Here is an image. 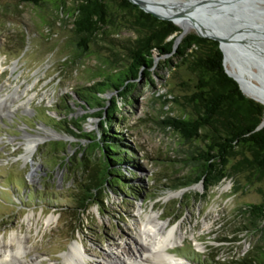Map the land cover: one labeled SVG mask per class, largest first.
<instances>
[{"label": "rangeland", "instance_id": "1", "mask_svg": "<svg viewBox=\"0 0 264 264\" xmlns=\"http://www.w3.org/2000/svg\"><path fill=\"white\" fill-rule=\"evenodd\" d=\"M110 4L111 24L81 53L70 40L71 0H63L58 9L52 0L39 5L0 0V243L13 233L27 236L23 264H66L64 256L72 245L88 264H109L115 258L111 252L131 256L139 248L135 238L144 215L156 214L166 231L175 225L184 234L167 248L180 264H208L220 246L215 259L225 258L229 250L245 253L256 237L235 235L230 229L240 217V207L262 200L264 181L250 183L240 174L209 190L200 182L181 192L175 187L188 170L182 159L197 147V142L182 143L165 124L167 116L193 111L184 97L193 92L195 76L176 52L192 30L177 36L170 53L153 50L150 74L141 70L136 85L128 86L124 95L117 96L112 88L102 94L105 108L111 97L117 99L119 109L106 127L129 146V160L119 167L123 181L119 172L110 177L102 203L89 208L82 232L70 239L66 213L60 216L59 211L72 204L71 193L82 180L79 163L86 158L98 162L100 155L98 149L88 148L93 140L75 134H100L102 121L89 116L82 121V131L74 128L73 122L101 109L87 110L77 93L109 73L126 70L140 50L134 18L115 10V2ZM225 65L244 92L264 105L258 70L227 46ZM36 137L42 139L25 160L26 140ZM53 141L60 142L50 144ZM52 147L63 152L52 154ZM59 156L70 162L61 165ZM168 192L179 194L166 197ZM221 236L236 240L216 241Z\"/></svg>", "mask_w": 264, "mask_h": 264}, {"label": "trees", "instance_id": "2", "mask_svg": "<svg viewBox=\"0 0 264 264\" xmlns=\"http://www.w3.org/2000/svg\"><path fill=\"white\" fill-rule=\"evenodd\" d=\"M19 1L39 5L45 0ZM111 1L116 3L115 10L128 13L134 18L131 24L138 33L135 41L140 50L126 70L109 73L103 76V80L85 87L86 92L77 93L87 110L95 107L101 109L73 122L74 128L82 131V121L89 116L102 117V121L100 134H75L93 140L88 148L98 149L100 155L98 162L86 158L79 163V176L82 180L71 193L72 204L59 211L60 216L66 213L64 221L70 226L71 240L75 238L76 232H82L83 215L92 205L99 206L102 203L110 177L119 172L118 176L123 181L119 167L129 160V146L123 138L110 134L111 130L106 127L110 126L107 122H112L119 109L117 99L111 97L110 106L105 108L103 102L107 100L101 97L102 94L112 88L118 91L117 96L124 95L128 86L136 85L141 70L150 74L149 70L155 62L153 50L159 55L170 53L174 49L175 39L181 33V28L172 21L158 19L129 0H71L73 5L67 10L70 11L73 24L70 40L77 52H87V43L111 24ZM52 2L57 9L63 5V0ZM176 52L181 62L195 76L193 92L184 97L193 111L167 116L165 124L178 134L182 143L192 145L197 142V147L188 150L182 159L188 170L175 187L185 188L200 182L205 190H209L222 180L237 178L240 174L250 183L264 181V126L256 129L263 118L264 105L247 97L237 82L225 72L223 53L216 40L190 32L182 37ZM67 131L73 133L69 128ZM59 142L53 141L50 144ZM51 149L52 154L63 152V149ZM58 158L63 160L61 165L70 162L66 157ZM238 216L239 219L233 221L230 233L251 234L256 237V242L243 254L235 255L229 250L225 258L215 259L222 249L220 246L211 254L208 264H264V195L260 202L240 207ZM234 240L236 237L216 238L221 243ZM202 260L207 261L204 258Z\"/></svg>", "mask_w": 264, "mask_h": 264}, {"label": "water", "instance_id": "3", "mask_svg": "<svg viewBox=\"0 0 264 264\" xmlns=\"http://www.w3.org/2000/svg\"><path fill=\"white\" fill-rule=\"evenodd\" d=\"M140 9L148 12L158 19L170 20L177 26L176 20L188 23L192 31L200 37H207L218 42L223 53V66L225 72L238 84L241 91L249 98L242 89L239 81L232 76L225 66V51L221 42L225 41L232 46L249 47L254 50H264L259 45L264 44V7L258 8L256 3L264 5V1L259 0H163L160 4L177 14L158 13L150 9L145 2L140 5L135 0H129ZM182 32L184 27L179 26ZM259 102V101H257ZM261 103V102H259ZM262 104V103H261ZM264 126V120L256 126L260 129ZM189 187L181 188L184 191Z\"/></svg>", "mask_w": 264, "mask_h": 264}, {"label": "bare ground", "instance_id": "4", "mask_svg": "<svg viewBox=\"0 0 264 264\" xmlns=\"http://www.w3.org/2000/svg\"><path fill=\"white\" fill-rule=\"evenodd\" d=\"M135 1L140 5L145 2L150 9L158 13H164L168 15L178 13L170 12L171 10H169V8L162 6L160 3L163 0ZM181 1L183 2V0ZM256 4L260 9L264 7V5L260 4L259 2ZM176 23L179 26L184 27L183 34L187 33L192 29V27L188 23L180 22L179 20H176ZM221 44L225 52L226 46L230 47V49L237 50L241 54V56L246 59L250 65H252V67L254 66L258 70L257 77L259 83L264 88V71H262V64L260 63V61L256 60V57L253 56L254 54L246 52L247 48L249 47H243L242 45L241 47H238L237 45L232 46L231 44H228L225 41H222ZM41 139L42 137H36L31 139L27 138L25 144V153L23 155V158L25 160L32 156L35 147ZM177 194L179 193L168 192L165 196L172 197L176 196ZM142 224L143 225L141 231L139 232L137 238H135V240H137L139 248L136 249L131 256H127L121 251L111 252L110 255L115 254L114 256L117 260L112 257V259L109 260V264H180V258H177L167 252V248L175 246V244H177L184 238V234L179 231V228L175 225H172V227L166 231L165 223L161 222L158 218V215L156 214L144 215V221ZM27 240V236H21L15 233H13L7 240H2L0 243V264H23L21 262V258L25 257L29 249L26 244ZM83 258V253L80 252L75 245H72L71 249L64 256L66 264H88L86 261H84Z\"/></svg>", "mask_w": 264, "mask_h": 264}, {"label": "flooded vegetation", "instance_id": "5", "mask_svg": "<svg viewBox=\"0 0 264 264\" xmlns=\"http://www.w3.org/2000/svg\"><path fill=\"white\" fill-rule=\"evenodd\" d=\"M259 46L262 49H264V44L263 45L260 44ZM252 50H253V48H247L246 52L254 54L253 56L256 57L257 61H260V63L262 64V71H264V50H259V51L254 50V52ZM263 74H264V72H263ZM258 84H260V83H258Z\"/></svg>", "mask_w": 264, "mask_h": 264}]
</instances>
